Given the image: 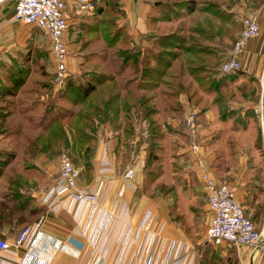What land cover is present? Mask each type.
<instances>
[{
    "label": "crops",
    "instance_id": "obj_1",
    "mask_svg": "<svg viewBox=\"0 0 264 264\" xmlns=\"http://www.w3.org/2000/svg\"><path fill=\"white\" fill-rule=\"evenodd\" d=\"M92 1L93 9L79 11L74 0H65L68 25L63 38L68 47L74 48L67 58L68 73H78L87 54L95 51H85L86 47L108 48L101 34V21L108 12L118 13L116 21L129 35L131 45L142 47L148 43L151 34L172 30L181 22L186 33L196 34L189 29L192 26L211 30L213 39L204 38L202 42L219 48L223 58L240 31L242 15L251 8L258 10L260 32L246 41L241 71L233 79L230 76L234 73L219 69L196 73L200 80L194 77L195 74L181 72L187 58L193 57L186 51L173 61L171 74L187 85L179 94L182 115L184 117L190 108L196 111L197 131L191 135L183 119L180 129L165 103L161 106L164 116H160L158 106L155 117L163 128L159 140L170 139L171 158L186 157L180 174L187 182L180 184L174 178L165 184L161 174L153 187L147 189L143 186L145 142L139 141L140 134L145 132L144 124L132 120L134 134L126 136L122 128L98 123L92 167L76 165L79 170L77 185L99 190L98 202L54 197L52 209L42 198L59 172V155H52L44 144L48 130L45 126L49 120L45 99L49 94H56L57 88L53 83L54 69L49 88L46 86L49 81L32 67V59L27 53L34 48L30 44L36 41L31 30L37 26L14 20L16 0H1L0 159H5L6 164L0 168V238L13 241L25 224H31L32 231L22 244H12L1 250L0 259H8L11 264H184V255L191 244L178 222L169 218L166 203L169 199L179 202V190L184 189L187 200L195 203L200 199L208 227L212 211L207 192L201 181L193 179L199 178V166L226 181L245 213L255 222H260L264 215V130L255 111L258 86L252 88L256 89L252 99L240 85L241 80L249 76L256 79L255 85L262 81L264 0H196L193 11L183 13L178 19L157 22L149 15L157 13L155 5L160 0H118V5H112L111 0ZM205 1L218 3L222 14H216L210 8L202 9ZM96 54L101 62L107 61L105 55ZM51 57L54 62L52 54ZM123 74L126 77L123 95L140 94L142 90L135 88L134 81H128L131 78L129 69L125 68ZM165 89L162 83L157 90L163 93ZM128 99L131 100V96ZM254 126L256 129L252 132ZM245 129L251 133H246ZM245 133L251 139L244 138ZM192 141L199 142L198 151L191 150ZM126 143L133 149L127 150L124 162L121 157ZM191 178L193 180L189 182ZM200 194L203 195L198 199ZM263 236L255 245H236L227 241L211 243L219 255L225 257V261L218 264H229L227 258L231 256L235 264H264ZM174 242L173 255L168 258Z\"/></svg>",
    "mask_w": 264,
    "mask_h": 264
},
{
    "label": "trees",
    "instance_id": "obj_2",
    "mask_svg": "<svg viewBox=\"0 0 264 264\" xmlns=\"http://www.w3.org/2000/svg\"><path fill=\"white\" fill-rule=\"evenodd\" d=\"M117 1L111 0V4L118 5ZM155 7L157 13L149 15L152 21L178 19L183 13L191 12L196 8V0H160ZM201 8L204 10L210 8L212 12L222 14L220 5L215 2L205 1ZM117 14L116 11L108 12L103 16L101 34L106 45L114 47V53L121 58L120 70L129 69L131 78H128V81H134L135 88L141 89L142 92L124 96L117 86L114 73L98 69L85 70L77 74L67 73L65 85L56 92V95L68 100L76 106V109L58 106V110L49 117L48 125L45 126L48 130L45 133L44 144L45 147L50 148L52 155H59L64 149H70L73 162L77 163L78 159L82 158V164L90 169L92 144L96 138L98 123H110L115 129L122 128L124 135L131 136L134 134L132 120L136 119L141 125L145 124V132L140 134L139 141L149 142V153L146 154L143 167L147 179L143 181V186L147 188L161 172L159 164L151 165V161L157 157L153 153V147L163 135L161 122L153 116L156 111L153 91L162 83L165 84L166 89L163 93L166 95V109L179 112L182 109L179 94L186 90L187 85L180 77L171 74L173 61L180 57L183 51L191 53L193 57L187 58L180 70L191 75L195 74L194 77L197 79L196 73L200 71L220 70L219 66L224 58L218 64L221 57L220 49L202 42L204 38L209 41L213 39L211 30L192 26L189 29L197 35L186 33L181 22L172 30L151 34L148 43L142 47L131 45L129 35L116 21ZM240 71L241 67L230 71L234 72V75L230 76L231 79ZM83 75L87 77L84 78ZM248 79L251 82L256 80L250 76ZM129 96L131 100L128 99ZM51 110L52 106L47 105L46 112ZM54 126L58 129V135L57 145L53 146L51 128ZM38 143L36 141V144ZM75 147L79 149V153L73 152ZM127 150L130 148L126 147L122 153L124 162L127 160ZM5 164V159H0V168Z\"/></svg>",
    "mask_w": 264,
    "mask_h": 264
},
{
    "label": "built area",
    "instance_id": "obj_3",
    "mask_svg": "<svg viewBox=\"0 0 264 264\" xmlns=\"http://www.w3.org/2000/svg\"><path fill=\"white\" fill-rule=\"evenodd\" d=\"M1 2V0H0ZM77 10H91L94 8L92 0H74ZM65 0H16L13 10V18L17 21L30 23L41 28L49 37L50 51L54 59V85L65 82L67 70V58L69 47L63 38V32L67 28L68 21L64 13ZM260 32L258 10L249 9L241 17L240 31L227 51L226 57L220 63L222 72L234 71L241 67V55L246 41ZM262 98V97H261ZM261 121L263 115V100L260 105ZM185 128L191 135L197 131L196 111L188 109L183 117ZM199 142L192 141L190 148L198 151ZM59 172L54 184L45 192L43 201L54 208V197L61 199L69 197L74 201L85 203H97L100 197L99 190H91L79 187L77 177L78 168L73 164L67 151L59 153ZM198 165L201 163L198 161ZM199 179L207 192L208 204L212 211L210 223L206 229V238L213 244L227 241L236 245H255L263 236V229L257 227L254 220L245 213L243 205L236 199L235 192L230 185L217 179L208 170L200 167ZM32 231L31 224H25L19 230L13 241L0 238V251L10 245H20ZM175 242L172 244L168 258L174 252ZM8 259L1 258L0 264H11Z\"/></svg>",
    "mask_w": 264,
    "mask_h": 264
},
{
    "label": "rangeland",
    "instance_id": "obj_4",
    "mask_svg": "<svg viewBox=\"0 0 264 264\" xmlns=\"http://www.w3.org/2000/svg\"><path fill=\"white\" fill-rule=\"evenodd\" d=\"M31 31L36 41L35 43H30L31 46H34V48L30 49L27 53L29 54V59H32V63H31L32 67H34L36 70H39L42 73V75L45 77V79L49 81L46 83V86L50 88L51 81L49 79L51 77V72L54 69V66H53L54 62L51 57L49 38L47 34L38 26L33 27ZM232 43L229 45L228 49L230 48ZM73 50H74L73 47H69V55H71L74 52ZM84 50L85 51L95 50V51L89 52L87 54V56L84 59L85 61L82 62V65L80 67L81 70L78 73H81L85 70H91V69H98L101 71H105L107 73H114L116 76L117 86L119 89H121V93H122V90H123L122 88L126 81V77L124 76L123 71L120 70L121 58L118 57L114 53V47L107 48L103 46H88ZM96 53H101L100 55H105V58L107 59V61L101 62L100 61L101 59L97 57ZM222 59L223 57H220L218 64ZM230 73H234V72H230ZM83 77L85 78L87 76L83 75ZM257 84L258 85H255L247 77L241 80L240 82V85H243L244 91L248 92V94L251 96L252 99L255 98L252 88H256V86H258L259 96H257V103H256L255 111L257 113V117L259 121L262 122L263 124V130H264V117L262 115V121H261V111H260V105H261V99H262L260 95V90L262 89V86L259 81L257 82ZM64 85H65V82L59 86L54 85L57 87L56 92L59 91V89L63 88ZM255 90L256 89H254V91ZM45 102H46V107L47 105L52 106V110L48 112L46 115L48 117H51L54 114V112L58 110L59 105L76 109L75 105H72L68 100L62 97H59L56 94L54 95L49 94L46 97ZM165 102H166V95L161 93L157 89L154 90L153 91V103L156 108L159 106L158 111L160 112L161 117L164 116V112H163V109H161V106ZM38 109H41V108L38 107ZM167 110H168V113L171 115V117L176 119L179 122V125H180L179 128L182 129L183 127L182 126V119H183L182 110L179 112H176L175 110H169V109ZM153 116L155 117V113L153 114ZM143 126L145 130V124ZM255 129H256V126L251 127L252 132H255ZM57 132H58V129L56 126L51 128L53 146L57 145V140H56V136L58 135ZM246 133H251V132H248V130H246ZM246 133H245L246 136L244 135V138L251 139ZM142 142H145V151H146L145 157H146V154L149 153L148 152L149 142H146V141H142ZM244 142L245 141H243V143ZM136 144L138 145L139 142H136ZM126 145H127L126 147L128 148L129 144L126 143ZM263 145H264V138H263ZM92 147H93V144H92ZM130 147L132 148V146ZM170 147H171V143H170L169 137H164L162 140L156 141V144L153 147V153H155L157 157L151 161V165L155 166L159 164L161 168V172L153 180V182L149 183V186L147 187V189H150L151 187H153V184L157 181L158 177L161 174H163V180L166 181L164 182L165 184L172 182L171 180H173L174 178H176L175 180L177 181V183H180V184H182L183 182H187L180 174L182 168L185 167L186 161H184V159L186 157L182 156L178 160L171 158L172 149ZM59 150L61 149H58V151ZM64 150L67 151L70 158L72 159V154L70 152V149L67 148ZM262 150H264V148H262ZM73 152L79 153L80 151L77 147H75V149H73ZM257 152L259 156L260 149H258ZM257 152H256V155H257ZM145 157H144V163H145ZM121 160H122V157H121ZM255 160L257 161V158ZM82 161L83 160L81 158V159H78L77 163L73 162V164L76 166L78 164H82L83 163ZM144 163H143V167H144ZM189 164H190V161H189ZM57 165H58V161H57ZM189 167H191V165ZM171 171H175V172L172 173ZM145 177L146 176L144 175L143 181L147 180L145 179ZM193 179L195 182L200 183V180L197 176ZM193 179L192 178L189 179V182H192ZM158 182H160V180H158ZM151 192H154L153 189ZM184 194H185L184 189L180 188L179 202L175 199L173 200L169 199L167 200V203H166L167 204L166 211L168 213L169 218L174 219L178 222V224L182 227L183 231L188 236L187 240L191 244L190 246L188 245L189 250H186V253L184 255L185 256L183 260L185 262L184 264H218L219 262H224L225 257L220 256L217 250L213 248V245L211 244V242H209L206 238V231H205V229H207L206 228V225H207L206 211L199 204V200H200L199 198H201L203 194H200L199 196H197L199 200L196 201L195 203L192 202V200H187ZM191 203H194V204L191 205ZM255 223L258 228L263 229L264 215H261L260 222H255ZM187 252L189 253L187 254ZM227 262L229 264L236 263V261L234 260L232 256L227 258Z\"/></svg>",
    "mask_w": 264,
    "mask_h": 264
},
{
    "label": "water",
    "instance_id": "obj_5",
    "mask_svg": "<svg viewBox=\"0 0 264 264\" xmlns=\"http://www.w3.org/2000/svg\"><path fill=\"white\" fill-rule=\"evenodd\" d=\"M261 86H262V94H261V97H262V100H263V117H264V70H263V75H262V81H261ZM264 238V236H263ZM264 241V239H263Z\"/></svg>",
    "mask_w": 264,
    "mask_h": 264
}]
</instances>
